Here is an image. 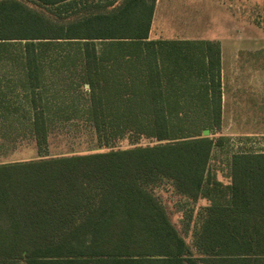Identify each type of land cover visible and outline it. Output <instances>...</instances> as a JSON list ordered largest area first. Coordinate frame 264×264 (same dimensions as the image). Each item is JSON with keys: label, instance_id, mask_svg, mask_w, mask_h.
<instances>
[{"label": "trees", "instance_id": "1", "mask_svg": "<svg viewBox=\"0 0 264 264\" xmlns=\"http://www.w3.org/2000/svg\"><path fill=\"white\" fill-rule=\"evenodd\" d=\"M29 1L47 13L0 0V67L23 76L31 110L8 106L6 113L20 121L7 124L31 131L37 154L46 149L47 128L73 117L59 112L67 96L48 89L57 72L78 79L68 85L77 97L68 103L76 116L85 114L100 148L126 135L152 145L0 164V264H264V153L233 154L223 184L209 169L219 146L211 130L167 123L158 50L147 41L155 0ZM123 63L134 70L127 78L119 74ZM208 69L214 84L217 48ZM219 113L216 96L215 121ZM162 185L209 201L193 231L203 258L190 254L171 224L155 192Z\"/></svg>", "mask_w": 264, "mask_h": 264}, {"label": "crops", "instance_id": "2", "mask_svg": "<svg viewBox=\"0 0 264 264\" xmlns=\"http://www.w3.org/2000/svg\"><path fill=\"white\" fill-rule=\"evenodd\" d=\"M190 1L180 0L174 4L170 0H155L154 3L147 41L156 42L154 47L158 50L160 107L170 114L167 123L171 127L208 129L211 131L207 135L211 139H219V146L212 149L209 163L223 144L234 146L235 150L226 160L225 170L229 176V161L233 154L264 153V150L249 149L264 146V24L242 20L243 1L251 3L249 10L255 13L264 0H201L202 4L196 8ZM171 10L181 17L175 20L176 31L172 36L163 26V20L167 23L168 15L174 14ZM199 12L202 15L196 25L192 15ZM216 48L219 70L213 84L208 64L209 55ZM136 59L139 60L136 57L128 60ZM129 65L123 63L119 69L124 78L134 73L133 69L128 70ZM7 69L0 67V90L3 92L0 128H19V125L7 124L20 120L14 119L12 113L7 114L5 109L17 104L23 107L22 112L31 110L27 108L26 92L21 84L23 76L8 74ZM216 96H219L220 107L217 121L213 117ZM209 169L215 175L210 165Z\"/></svg>", "mask_w": 264, "mask_h": 264}, {"label": "rangeland", "instance_id": "3", "mask_svg": "<svg viewBox=\"0 0 264 264\" xmlns=\"http://www.w3.org/2000/svg\"><path fill=\"white\" fill-rule=\"evenodd\" d=\"M19 1L25 3L32 9H39V11H41L42 13H47L45 9L38 8L29 0ZM102 1L103 0H88V4L98 3ZM179 1L180 0H170V2L174 4L179 3ZM190 3L191 6L195 5L196 8L202 4V1L191 0ZM250 4L251 3L243 1L242 20L244 22H250V20H255L258 21L260 24H264V3L263 5L261 4V6L258 5L257 10H255V13L249 10V7L252 8ZM171 12L173 11L171 10ZM173 13L174 14L171 15L169 12L170 15L168 16L170 17V19L167 23L166 20H163V26L166 29L167 34L171 36L176 31L174 29V23H177L175 20H179L181 18L178 15V12L175 11ZM176 14L177 16H175ZM201 15L202 13L200 12L194 13L192 15V19H195L196 25L199 24L196 22ZM249 15H252V17H249ZM164 23L166 24L164 25ZM69 50L72 51V48L68 49V51ZM55 52L58 54V52H60V48L51 50V54ZM55 73V75L50 76V79L47 82V84H49L50 86V94L58 95V92H61L60 94H64L65 96H67L68 101L69 99H72L71 101H76V92L73 91V89H71L70 87H68V85H70L72 81L73 83H75L76 78L69 79V77H67L65 79H62V77L58 75L59 73ZM44 80L47 81V75L44 77ZM77 83L79 88L81 82L78 81ZM83 89L87 92L89 86L84 85ZM71 96H73V98H71ZM60 101L61 100L58 99V103ZM68 101H62L63 105L65 102L67 104L66 111H62V113L65 114L66 112V114H70L73 117L69 119L70 121L68 120L66 122H64L63 119L59 118L55 123H52L53 125L47 128V139L45 147L46 149H43L40 154H37L36 147L34 144L35 138L32 136L31 131L26 130L22 127L14 129L0 128V164L32 161L52 157H71L77 155L84 156L90 153H99L118 149H128L135 146L152 145L148 143L150 141L149 139L147 141L142 137L126 135L121 139H111V147L100 148L91 125L85 119V114L82 112V115L81 112H78L79 116H76L73 109L70 108L71 104H69ZM84 106L85 102H80L79 104H77L78 109H82ZM62 107L63 106H61V108ZM54 108H56L54 105L51 106L49 111H53ZM251 147L253 148L249 149L252 151L264 150V146L261 145ZM233 149L235 150L234 146L232 147L230 144L226 143L223 144V147L216 151L215 157L210 163V168L213 169L211 170L214 172L215 178L221 181L223 184H227L229 179L228 173L226 174L227 171L225 170V166L227 163L226 160L228 158V155L232 151H234ZM155 192L161 196V200L166 209L168 218L171 224L177 230L178 234L184 239L185 243L189 246L190 254L193 257L203 258L205 252L202 250V248L197 247L193 243V231L200 227V220L202 221V218L205 217V214L202 213L201 209L204 206L209 205V201H207L206 199H198L196 201L188 200L184 197L179 196L177 193H175L173 188L168 185H162V187H159ZM16 264L24 263L18 262Z\"/></svg>", "mask_w": 264, "mask_h": 264}]
</instances>
